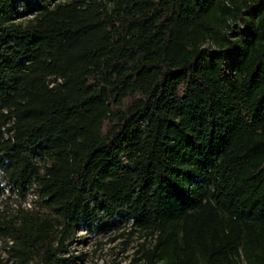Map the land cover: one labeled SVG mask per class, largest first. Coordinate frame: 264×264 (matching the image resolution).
Instances as JSON below:
<instances>
[{"label":"trees","instance_id":"1","mask_svg":"<svg viewBox=\"0 0 264 264\" xmlns=\"http://www.w3.org/2000/svg\"><path fill=\"white\" fill-rule=\"evenodd\" d=\"M12 196L8 264L120 228L128 264H264V0H0Z\"/></svg>","mask_w":264,"mask_h":264},{"label":"rangeland","instance_id":"2","mask_svg":"<svg viewBox=\"0 0 264 264\" xmlns=\"http://www.w3.org/2000/svg\"><path fill=\"white\" fill-rule=\"evenodd\" d=\"M27 16L29 14L24 17ZM33 198V195L28 194L25 201H22V206L39 207ZM17 203L18 200L14 196L0 199V207H6L9 211H14ZM126 231L120 228L105 235H95L77 230L69 241L68 251L65 253L73 257L72 264H128L137 243L142 238L137 234L130 235ZM7 249V243L0 238V260H5L8 264L10 259Z\"/></svg>","mask_w":264,"mask_h":264}]
</instances>
